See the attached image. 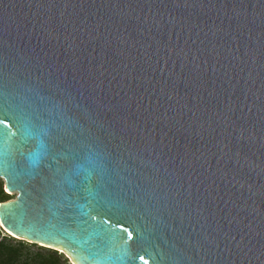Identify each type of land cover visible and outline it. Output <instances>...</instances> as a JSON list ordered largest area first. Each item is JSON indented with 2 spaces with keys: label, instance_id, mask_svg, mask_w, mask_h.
I'll list each match as a JSON object with an SVG mask.
<instances>
[{
  "label": "water",
  "instance_id": "obj_1",
  "mask_svg": "<svg viewBox=\"0 0 264 264\" xmlns=\"http://www.w3.org/2000/svg\"><path fill=\"white\" fill-rule=\"evenodd\" d=\"M0 119L16 237L264 264V0H0Z\"/></svg>",
  "mask_w": 264,
  "mask_h": 264
},
{
  "label": "trees",
  "instance_id": "obj_2",
  "mask_svg": "<svg viewBox=\"0 0 264 264\" xmlns=\"http://www.w3.org/2000/svg\"><path fill=\"white\" fill-rule=\"evenodd\" d=\"M12 196L4 190L0 182V201ZM1 229V228H0ZM23 241L13 242L9 236L0 238V264H68L64 252L53 248L28 253Z\"/></svg>",
  "mask_w": 264,
  "mask_h": 264
},
{
  "label": "snow or ice",
  "instance_id": "obj_3",
  "mask_svg": "<svg viewBox=\"0 0 264 264\" xmlns=\"http://www.w3.org/2000/svg\"><path fill=\"white\" fill-rule=\"evenodd\" d=\"M21 123L25 125L24 127V131H25V134L26 135H32V132L29 131L25 121L23 120V118H21ZM5 127L7 128H11L12 125L8 123V121L4 120V119H0V156H3L6 154L7 150L5 149L4 147V144H3V141H4V136H5ZM38 161L36 159H33L32 163L33 164H36ZM81 169L79 168L78 166V169H77V174H79V171ZM90 175V174H89ZM66 180L69 184H72L73 181L71 180V177H66ZM8 206H5V208H7ZM0 215H5V210L4 209H0ZM5 223L7 225V220H5ZM11 228V230L13 232H17L19 235H25L27 234L25 231H24V225L23 223L19 224L18 226L16 227H11V225H7ZM32 239H42L41 235L40 234H36V235H33L31 237ZM128 239L131 240L133 239L132 237V234L129 232L128 233ZM48 243H51V241H47ZM141 259H143V257H141Z\"/></svg>",
  "mask_w": 264,
  "mask_h": 264
},
{
  "label": "rangeland",
  "instance_id": "obj_4",
  "mask_svg": "<svg viewBox=\"0 0 264 264\" xmlns=\"http://www.w3.org/2000/svg\"><path fill=\"white\" fill-rule=\"evenodd\" d=\"M0 182L2 183V185L4 187V190L7 193H9L12 197H14L15 196V192H11V191H9V190H7L5 188L4 181H3V179L1 177H0ZM5 235L9 236L10 238H12L14 243H17L18 241H23L24 244H25V248H26L27 252L31 253V254L34 253L37 250L38 251H42V250H45V248H50V247L43 246V245H41L40 243H37V242H31V241L26 240L24 238L16 237L12 233H10L9 231H7V230H5V229H3L1 227V229H0V238L5 236ZM25 248H24V250H25ZM58 251H61V250H58ZM65 256H67V255L65 254ZM68 262H69L68 264H72L69 257H68Z\"/></svg>",
  "mask_w": 264,
  "mask_h": 264
},
{
  "label": "flooded vegetation",
  "instance_id": "obj_5",
  "mask_svg": "<svg viewBox=\"0 0 264 264\" xmlns=\"http://www.w3.org/2000/svg\"><path fill=\"white\" fill-rule=\"evenodd\" d=\"M1 228V227H0Z\"/></svg>",
  "mask_w": 264,
  "mask_h": 264
}]
</instances>
